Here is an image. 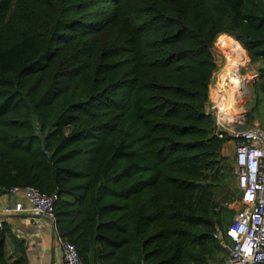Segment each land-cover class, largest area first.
Returning <instances> with one entry per match:
<instances>
[{
    "label": "trees",
    "instance_id": "trees-1",
    "mask_svg": "<svg viewBox=\"0 0 264 264\" xmlns=\"http://www.w3.org/2000/svg\"><path fill=\"white\" fill-rule=\"evenodd\" d=\"M219 37L259 65L235 129L264 130V0H0V201L57 196L51 232L82 264H223L237 180L206 110ZM13 215L0 264H28Z\"/></svg>",
    "mask_w": 264,
    "mask_h": 264
},
{
    "label": "built area",
    "instance_id": "built-area-1",
    "mask_svg": "<svg viewBox=\"0 0 264 264\" xmlns=\"http://www.w3.org/2000/svg\"><path fill=\"white\" fill-rule=\"evenodd\" d=\"M219 108L215 115L216 134L218 138L226 134L233 139L235 175L241 192V207L225 233L227 242H221L227 250L223 264H264V130L258 124L248 130L233 129L241 119L238 123L227 121ZM9 193L21 195L29 208L16 203L13 208H1L0 216L29 214L33 236L37 238L42 236V224H48L49 230L54 228L57 196L43 194L34 187L14 188ZM54 241L62 253L61 264H82L72 244L55 237Z\"/></svg>",
    "mask_w": 264,
    "mask_h": 264
},
{
    "label": "rangeland",
    "instance_id": "rangeland-1",
    "mask_svg": "<svg viewBox=\"0 0 264 264\" xmlns=\"http://www.w3.org/2000/svg\"><path fill=\"white\" fill-rule=\"evenodd\" d=\"M220 37L217 39L212 49V53H213V56H214V59L217 65V71L214 73L212 77L211 85L209 87V103L207 105L206 110L207 112H210L215 116L218 113L217 107L219 108L222 103H225L228 105V107L224 105V109L225 110L229 109V113L233 114V116L232 118H229V116L225 114L224 117L226 119H229L227 121H231V122L235 121V123H238L239 120L241 119L240 123L238 124L240 126L245 121L247 105L251 104V101H252V95H250L251 87L253 86L252 81L254 80L252 78L253 72L250 69L251 68L250 66L252 65L249 64L248 58H247L246 63L237 64V67L229 65V62H228L229 60H227V57H226L227 55L225 54L227 51L223 53V51L220 49L219 44H218ZM232 39L235 40L234 38ZM230 48H234L237 51L239 50L235 47H230ZM238 58L235 60L234 63L238 62L237 61ZM241 70L245 71V73L241 74L242 72ZM233 74L238 75L237 77L242 79L245 82L243 91L242 90L235 91L234 85L232 84L233 78L231 77ZM220 88L222 89L220 90ZM224 91L226 92V94ZM233 102H235V104H233ZM238 125H235L233 129H235ZM223 155L229 160H233L234 149L232 148V146L227 145L223 150ZM233 183L234 184L232 187L236 189L237 191L231 190L232 195H230L231 197H229L226 202L223 201L222 199L223 193H221L219 188L215 189L214 192L216 195V199L221 204L223 202L224 204L227 203L228 209H231L237 212L239 211L241 207L240 190L238 189L235 180L233 181ZM238 193H239V196H238Z\"/></svg>",
    "mask_w": 264,
    "mask_h": 264
},
{
    "label": "crops",
    "instance_id": "crops-1",
    "mask_svg": "<svg viewBox=\"0 0 264 264\" xmlns=\"http://www.w3.org/2000/svg\"><path fill=\"white\" fill-rule=\"evenodd\" d=\"M237 61L236 63L233 61L228 62L229 65L234 67H237V64H244L247 62L245 51L241 47H239V58ZM250 67L253 72L252 78L254 80L252 82L254 84L258 79L257 71L259 65L255 64ZM239 82H242V89L239 87V90L243 91L245 82L240 78ZM17 201L22 202L25 208L29 207V204L23 201L21 197L9 195L0 201V208L12 207ZM30 220L31 216L29 214H17L4 219V222L11 227L13 235H15L18 240L24 242L28 264H61L62 253L54 241L51 232L52 228L49 230L48 224L44 223L41 225L42 236L38 238L34 237Z\"/></svg>",
    "mask_w": 264,
    "mask_h": 264
},
{
    "label": "bare ground",
    "instance_id": "bare-ground-1",
    "mask_svg": "<svg viewBox=\"0 0 264 264\" xmlns=\"http://www.w3.org/2000/svg\"><path fill=\"white\" fill-rule=\"evenodd\" d=\"M230 48V47H229ZM237 49H239V48H237ZM227 56V60H229V61H233V62H235V60L239 57V50L237 51V50H235L234 48H230V49H228L227 50V52L225 53ZM238 75H236V74H233L231 77L233 78L232 79V84L234 85V89H235V91H239V87H240V89H242V82H239V78L237 77ZM231 82V81H230ZM244 82V81H243ZM244 84V83H243ZM229 85V84H228ZM222 88H220V90H221ZM225 92V91H224ZM231 93H233V92H231ZM225 94H226V92H225ZM231 99H232V97H231ZM236 101V100H235ZM233 104H235V102H233ZM224 105L226 106V107H228V105L227 104H225V103H222L221 104V106H220V108H221V115L223 116V118L225 119V120H229V119H226L225 117H224V115L225 114H227V116H229V118H232V116H233V114H231V113H229V109H227V110H225L224 109ZM235 114V113H234Z\"/></svg>",
    "mask_w": 264,
    "mask_h": 264
},
{
    "label": "water",
    "instance_id": "water-1",
    "mask_svg": "<svg viewBox=\"0 0 264 264\" xmlns=\"http://www.w3.org/2000/svg\"><path fill=\"white\" fill-rule=\"evenodd\" d=\"M54 237V236H53Z\"/></svg>",
    "mask_w": 264,
    "mask_h": 264
}]
</instances>
